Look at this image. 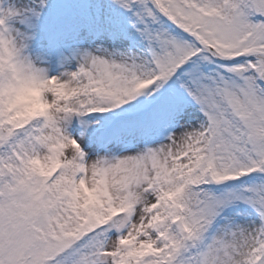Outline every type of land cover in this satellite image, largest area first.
Segmentation results:
<instances>
[{"label": "snow or ice", "instance_id": "6c2138e0", "mask_svg": "<svg viewBox=\"0 0 264 264\" xmlns=\"http://www.w3.org/2000/svg\"><path fill=\"white\" fill-rule=\"evenodd\" d=\"M0 264H264V0H0Z\"/></svg>", "mask_w": 264, "mask_h": 264}]
</instances>
